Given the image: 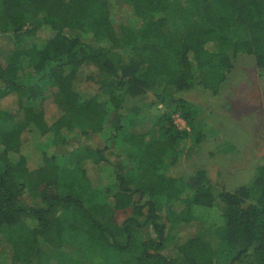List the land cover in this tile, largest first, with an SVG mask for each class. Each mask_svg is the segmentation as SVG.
I'll return each instance as SVG.
<instances>
[{"label": "trees", "instance_id": "1", "mask_svg": "<svg viewBox=\"0 0 264 264\" xmlns=\"http://www.w3.org/2000/svg\"><path fill=\"white\" fill-rule=\"evenodd\" d=\"M119 4L130 20L116 23L110 0H0V104L14 105L0 106V264H264V165L232 191L204 170L167 174L205 140L182 94L217 89L240 55L264 68V0ZM31 133L58 154L34 170L20 154ZM106 151L120 162L94 186ZM215 207L217 248L182 237Z\"/></svg>", "mask_w": 264, "mask_h": 264}, {"label": "rangeland", "instance_id": "2", "mask_svg": "<svg viewBox=\"0 0 264 264\" xmlns=\"http://www.w3.org/2000/svg\"><path fill=\"white\" fill-rule=\"evenodd\" d=\"M120 0H110L112 19L116 23H123L131 19V14L125 6L119 4ZM135 22L134 19H132ZM46 32V37L48 36ZM2 41L0 39V52ZM0 60H4L3 53ZM31 81L26 80V84ZM82 96L93 95L97 91L96 86L84 85ZM51 92V91H49ZM47 94V92H44ZM190 102L198 121L202 123L205 140L197 148L186 145L179 162L167 170V174H180L190 176L197 170H204L212 183L232 191L238 186L248 185L255 177L257 168L264 165V68L259 69L251 57L238 56L233 69L227 75L225 81L217 89L207 87L204 81L195 83L191 89L181 96ZM145 102H155L152 94H148ZM3 108L13 107V97L2 100ZM47 113L54 110L51 104L46 105ZM147 110V109H146ZM153 114H160L164 110L161 105L150 109ZM174 122L178 128H184V121L175 116ZM31 133L30 138L22 146L20 154L26 158L27 167L34 170L42 165V154L57 156L55 146H51L47 139L36 137ZM92 144H102L99 137L92 139ZM71 148V147H69ZM68 150V149H67ZM18 155H12L16 159ZM108 164L102 165L98 172L89 170L94 179V186L102 180V184H109V176L112 173L110 164L118 166L120 160L106 151ZM123 160H121L122 162ZM96 171V172H95ZM178 176V175H174ZM26 202L37 203L30 196H24ZM212 218L203 221L196 226H188L179 233L182 237L201 235L214 248L216 247V232L222 226V220L218 216V208H213ZM164 212V210L162 211ZM125 214H116V220L121 222ZM187 232H190L187 235ZM172 247V246H170ZM218 261V257L216 258ZM100 261V257L94 259ZM218 263L225 264L222 260ZM53 262V261H52ZM53 264H56L53 262Z\"/></svg>", "mask_w": 264, "mask_h": 264}]
</instances>
